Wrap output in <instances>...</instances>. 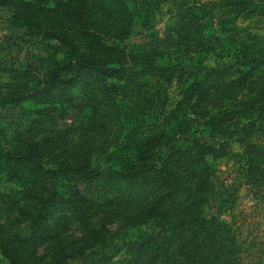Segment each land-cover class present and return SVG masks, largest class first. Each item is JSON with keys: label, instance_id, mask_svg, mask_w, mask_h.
Listing matches in <instances>:
<instances>
[{"label": "trees", "instance_id": "1", "mask_svg": "<svg viewBox=\"0 0 264 264\" xmlns=\"http://www.w3.org/2000/svg\"><path fill=\"white\" fill-rule=\"evenodd\" d=\"M178 1L174 43L183 54L225 52L204 31L214 28L217 11L230 18L254 4ZM0 6L15 8L17 21L31 35L40 33L50 58L41 73L14 71L18 81L9 94L0 93V108L94 89L107 116L121 125L104 166L78 150L55 153L48 142L28 136L14 151L0 148V212L16 216L0 223V264L111 261L99 248L113 239L106 226L115 215L128 228L154 225L153 233L128 244L139 264H242L233 227L208 214L216 191L212 167L228 156L226 140H238L240 174L252 185L264 179V61L236 49L223 67L198 62L185 69L184 56L167 62L172 51L129 52L117 43L132 31L126 0H0ZM201 134L220 143H203ZM59 182L66 184L64 193ZM78 183L100 197H87ZM74 223L82 228L79 237L60 238Z\"/></svg>", "mask_w": 264, "mask_h": 264}, {"label": "rangeland", "instance_id": "2", "mask_svg": "<svg viewBox=\"0 0 264 264\" xmlns=\"http://www.w3.org/2000/svg\"><path fill=\"white\" fill-rule=\"evenodd\" d=\"M26 1V0H15ZM209 0H192V5H204ZM133 14L131 34L125 40L117 43L125 46L128 51H143L160 48L172 51L168 63L176 64L184 56L181 66L190 69L198 62L209 66L223 67L232 63L236 49H246L250 57L264 61V0H254L248 12L236 13L226 17L222 12H216V23L204 35L213 41L219 40L220 46L226 51L193 54L179 53L175 50L174 23L178 14V0H126ZM257 7V8H256ZM15 8L0 6V93L7 95L14 90L18 79L14 71L25 73L26 70L43 72L50 62L48 54L43 50V41L39 34L31 35L17 21ZM255 13L246 20V16ZM230 55L228 59L225 56ZM228 59V60H227ZM264 70V67H263ZM237 69L231 76L237 78ZM37 75H31L29 81H34ZM143 79V78H142ZM141 79V80H142ZM67 93V92H66ZM76 97V98H75ZM98 90H82L75 88L68 94L56 93L47 104L34 102L22 103L20 107L6 105L0 108V148L14 151L19 148L24 136L49 143V148L55 153L64 149L78 150L81 155L93 157L96 163L104 166L110 164L115 139L120 136L121 125L113 122L108 116L106 106L101 102ZM125 126V123H124ZM127 127H131L130 124ZM204 142H212L207 135L201 134ZM228 156L217 161L213 168V179L216 191L211 197L208 214L217 215L233 227L236 234L240 260L242 264H264V179L261 184H249L241 175L238 160L243 153L238 140H226ZM91 159V158H90ZM261 172L264 175V165ZM264 178V176H263ZM51 184L52 181L49 180ZM58 185V184H57ZM64 182H59V189L65 192ZM84 194L89 198L100 197L96 189L78 183ZM101 194V193H100ZM112 197V196H111ZM3 210H5L3 208ZM103 216H98L100 220ZM15 214L0 212V223L15 221ZM8 224V223H7ZM127 227V228H126ZM124 219L115 215V220L106 226L113 235L107 246L100 247L105 255L112 258L102 261L90 257V262L97 264H139V254L131 250L129 243L139 242L155 231L154 225H140L128 228ZM27 232V224L21 226ZM20 228V229H21ZM79 224H72L60 235L67 240L79 237ZM41 252V251H40ZM104 259V260H103ZM49 260V258H47ZM109 261V262H106ZM4 264H7L3 260ZM69 264H81L72 260Z\"/></svg>", "mask_w": 264, "mask_h": 264}]
</instances>
